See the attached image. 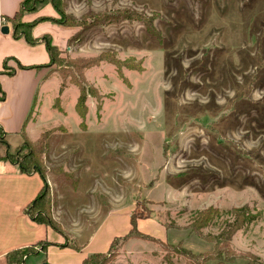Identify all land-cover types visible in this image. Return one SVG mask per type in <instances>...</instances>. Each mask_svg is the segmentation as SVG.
Wrapping results in <instances>:
<instances>
[{
    "label": "rangeland",
    "instance_id": "obj_1",
    "mask_svg": "<svg viewBox=\"0 0 264 264\" xmlns=\"http://www.w3.org/2000/svg\"><path fill=\"white\" fill-rule=\"evenodd\" d=\"M65 12L86 28L97 21L50 66L29 143L45 135L47 173L75 183L90 163L117 204L135 202L136 215L151 213L168 234L161 245L133 239L106 264H194L173 247L211 252L240 207L254 219L233 235L235 257L206 264H264V0H66ZM53 138L65 165L47 163ZM211 206L220 215L194 232ZM126 222L117 219V235ZM31 256L27 264H40Z\"/></svg>",
    "mask_w": 264,
    "mask_h": 264
},
{
    "label": "crops",
    "instance_id": "obj_2",
    "mask_svg": "<svg viewBox=\"0 0 264 264\" xmlns=\"http://www.w3.org/2000/svg\"><path fill=\"white\" fill-rule=\"evenodd\" d=\"M22 0H0V70L5 60L16 68L11 76L0 74V126L6 132V140L13 146L24 142L25 129L30 136V115L43 79L50 70L51 57L43 42L31 45L26 39H15L10 19L17 14ZM39 16L59 17L52 4H47L35 13L24 16L25 21H32ZM8 25L9 33L1 28ZM77 32L52 21H45L33 29L35 37L50 34L53 43L62 51L69 39ZM25 66L45 65L41 68L21 69ZM58 140L51 139L47 154L52 165H65L68 158L66 148L59 147ZM70 143V145H76ZM7 148L0 145V264H10L7 254L13 250L36 246L39 263L46 260L50 264H83L85 258L95 253H107L116 237L126 235L131 229V215L134 206L117 204L110 186L100 183L98 172L91 164L80 170L77 182L67 176H61L49 169L47 182L53 198L52 215L66 234L46 223L37 222L28 213V206L36 199L44 186V180L38 172L25 173L10 161L3 160ZM49 156V157H48ZM51 156V158H50ZM64 157L66 159H64ZM55 159V161H54ZM147 200V199H146ZM154 201V200H149ZM126 216L122 235L115 232L117 219ZM139 229L155 238L167 240L164 227L151 218L138 219ZM182 238L184 229H177ZM136 239V238H133ZM130 239L127 243H130ZM126 243V244H127ZM32 259L30 255L26 263Z\"/></svg>",
    "mask_w": 264,
    "mask_h": 264
},
{
    "label": "trees",
    "instance_id": "obj_3",
    "mask_svg": "<svg viewBox=\"0 0 264 264\" xmlns=\"http://www.w3.org/2000/svg\"><path fill=\"white\" fill-rule=\"evenodd\" d=\"M52 4L53 7L56 9V11L59 13V17H52V16H39L36 19L32 21H25L23 18L26 14L29 13H35L39 11L41 8H43L47 4ZM66 0H22L19 10L15 17L13 19H10L12 26H13V37L15 39H21L24 38L28 43L31 45H36L39 42H43L47 50L50 54L51 60L49 64L46 65V67L51 66L53 63L61 60L60 55L63 53V51L53 43L52 37L50 34H45L41 37H35L33 35V29L40 23L45 21H52L55 23H58L60 25L70 27V28H79V26H82L74 36H72L69 39L68 45L71 44V42L75 40H81L83 38V35L86 33L88 27L92 26L96 23L92 22L87 28L83 27V25L78 24L73 18L69 20L66 12ZM93 16V15H91ZM64 17V18H63ZM66 17V19H65ZM84 28V29H82ZM8 59L5 60L3 70H0V74H7L13 76L16 73V68L8 65ZM70 66H73L77 70H83L84 68L90 66V64L86 65L85 63L81 65V60H68L66 62ZM116 64L118 66V69H122V65L124 63H120L119 61H116ZM45 65H36V66H25L21 63L18 64V67L21 69L26 68H41ZM1 99H5V94L0 96ZM88 94L86 91V87L83 86L81 94L78 99L77 103V110L80 113V115L85 119V116L87 115V102ZM24 134V142L19 146H13L6 140V132L4 129L0 126V145H5L7 148L5 157L2 158L3 160L10 161L13 164H16L22 172L25 173H33L38 172L41 177L44 180V186L39 193V195L36 197V199L28 206V213L31 215L32 218H34L37 222L46 223L48 225H51L56 230L60 231L63 234H66V232L63 230L61 225L54 219L52 215V208H53V198L51 195V189L47 182V169L42 161V155L43 153H46L45 147L42 146L43 139L46 137L45 135L40 136L39 139L34 141L33 144L29 143L30 138H28L26 132ZM27 146L29 148V152L26 153L23 157L17 158V155L14 154V149L18 152H21L22 147ZM146 201V200H145ZM143 201V202H145ZM146 202L153 203V201L147 200ZM247 208L240 207V208H234L231 212L235 215V221L231 223L229 226L225 227L224 230H222L220 236L216 239L215 247L210 252H194L193 250L189 248H184L182 243H178L176 247H173V251L175 253H178L186 258H188V261L190 263L194 264H206L209 260H219L221 263L232 261L235 257V253L232 248V237L233 235L240 230L242 227H244L248 222H251L254 217L247 215ZM151 213H148L147 215L138 214L136 215L133 213L131 215V229L129 232L121 237H116L112 243L110 250L107 253H95L87 258H85L83 264H106L108 261L117 255L118 249L122 246H124L130 239L136 238V239H142L146 241L155 242L158 244L164 243L163 240L159 238H155L154 236H151L147 233L142 232L138 227V219L142 218H149ZM219 210L215 207H208L206 209L201 210L196 214V216L192 220L191 228L194 232L201 234L202 229L209 227L219 216ZM203 236V235H202ZM210 236H207L206 238H209ZM174 245V244H173ZM36 246H30L24 249H17L9 252L7 254V259L10 264H27L26 260L31 254H37L38 251L35 249ZM210 252V253H209ZM204 257V263L200 261V258ZM42 264H50L46 260L42 262Z\"/></svg>",
    "mask_w": 264,
    "mask_h": 264
},
{
    "label": "water",
    "instance_id": "obj_4",
    "mask_svg": "<svg viewBox=\"0 0 264 264\" xmlns=\"http://www.w3.org/2000/svg\"><path fill=\"white\" fill-rule=\"evenodd\" d=\"M1 31H2L3 33H9L10 28H9L8 25H4V26L1 28Z\"/></svg>",
    "mask_w": 264,
    "mask_h": 264
}]
</instances>
